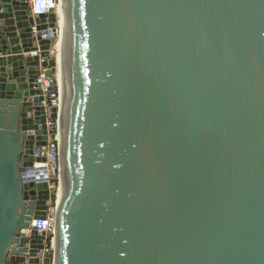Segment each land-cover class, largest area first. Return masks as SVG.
<instances>
[{"label":"water","instance_id":"obj_1","mask_svg":"<svg viewBox=\"0 0 264 264\" xmlns=\"http://www.w3.org/2000/svg\"><path fill=\"white\" fill-rule=\"evenodd\" d=\"M69 9L53 264H264V0ZM56 26L0 0V264H50L27 229L48 183L23 170L57 133Z\"/></svg>","mask_w":264,"mask_h":264},{"label":"built area","instance_id":"obj_2","mask_svg":"<svg viewBox=\"0 0 264 264\" xmlns=\"http://www.w3.org/2000/svg\"><path fill=\"white\" fill-rule=\"evenodd\" d=\"M57 0H28V14L32 17H38L39 15H48L51 12H55ZM51 82L55 83V79L52 76L45 74L44 68H41L39 73V88L43 95L46 94L47 88ZM44 104V103H43ZM57 107V91H56V104ZM44 111L46 115L47 124L49 121L50 107L44 104ZM57 133L49 135L47 143L38 147L36 153L33 154V164L29 167V170H23V178H31L35 183L47 182L48 189L50 191V200L48 201V208L45 216L31 217L27 222V229L32 231L33 229L38 232L45 233L44 245L45 250H50V264H53L54 260V239H55V223H56V203H57V185L60 179V147L57 140ZM37 158H43L41 161H37ZM54 175L56 181L50 182V177ZM50 207L55 209L50 211Z\"/></svg>","mask_w":264,"mask_h":264},{"label":"bare ground","instance_id":"obj_3","mask_svg":"<svg viewBox=\"0 0 264 264\" xmlns=\"http://www.w3.org/2000/svg\"><path fill=\"white\" fill-rule=\"evenodd\" d=\"M70 0H57L55 12L57 15V36L53 47V52L56 58V72H55V84L57 88V108L59 109V119L56 120L57 125V140L59 141L60 153L62 149V142L65 140L64 136V123L61 125L62 113L64 116V109L61 101V93H69V81L68 76L70 71V42L68 38L69 32V19H70ZM66 167L60 160V179L58 180L57 187V201L62 200L65 193V180L64 174H66ZM54 247L58 248V238L54 239Z\"/></svg>","mask_w":264,"mask_h":264},{"label":"rangeland","instance_id":"obj_4","mask_svg":"<svg viewBox=\"0 0 264 264\" xmlns=\"http://www.w3.org/2000/svg\"><path fill=\"white\" fill-rule=\"evenodd\" d=\"M53 55H54V52H53ZM53 78L55 79V75L53 74Z\"/></svg>","mask_w":264,"mask_h":264}]
</instances>
